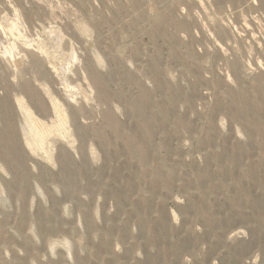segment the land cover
Segmentation results:
<instances>
[{"label": "rangeland", "instance_id": "1", "mask_svg": "<svg viewBox=\"0 0 264 264\" xmlns=\"http://www.w3.org/2000/svg\"><path fill=\"white\" fill-rule=\"evenodd\" d=\"M0 264H264V0H0Z\"/></svg>", "mask_w": 264, "mask_h": 264}, {"label": "bare ground", "instance_id": "2", "mask_svg": "<svg viewBox=\"0 0 264 264\" xmlns=\"http://www.w3.org/2000/svg\"><path fill=\"white\" fill-rule=\"evenodd\" d=\"M78 89H79V88H78ZM18 100H19V99H18ZM21 101H22V100H21ZM55 103H56V102H55ZM20 104H23V103L20 102ZM25 111H26V110H25ZM57 112H59V111H57ZM27 113H29V110H28ZM30 113H31V112H30ZM60 115H61V112H60ZM60 115H58V116H60ZM62 116H63V115H62ZM62 116H61V117H62ZM62 118H63V117H62ZM60 121H61V120H60ZM35 123H36V122H35ZM37 124H38V123H37ZM55 124H56V123H55ZM39 125H40V123H39ZM41 126H42V125H41ZM39 128H40V127H39ZM50 128L52 129L53 126H52V127L50 126ZM54 128H55V127H54ZM35 129H36V128H35ZM37 129H38V127H37ZM42 129H45V128L43 127V128H41V129H38V130H42ZM38 130H37V131H38ZM49 130H50V129L48 128V131H49ZM42 131H44V130H42ZM45 131H46V130H45ZM50 131H51V130H50ZM35 132H36V131H35ZM38 132H39V131H38ZM51 132H52V131H51ZM54 132H55V131H54ZM41 133H42V132H41ZM41 133H40V134H41ZM47 133H48V132H47ZM47 133L45 132V134H47ZM52 133H53V132H52ZM33 134H34V133H33ZM36 134H38V133H36ZM36 134H35V135H36ZM43 134H44V133H43ZM48 134H50V132H49ZM48 134H47V135H48ZM38 136H39V134H38ZM42 142H43V141H42ZM30 143H31V142H30ZM33 144H34V142H33Z\"/></svg>", "mask_w": 264, "mask_h": 264}]
</instances>
